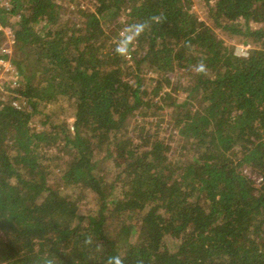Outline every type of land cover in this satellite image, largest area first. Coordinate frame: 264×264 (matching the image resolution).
<instances>
[{"label":"trees","instance_id":"1","mask_svg":"<svg viewBox=\"0 0 264 264\" xmlns=\"http://www.w3.org/2000/svg\"><path fill=\"white\" fill-rule=\"evenodd\" d=\"M89 1L0 11V264H264V0Z\"/></svg>","mask_w":264,"mask_h":264},{"label":"rangeland","instance_id":"2","mask_svg":"<svg viewBox=\"0 0 264 264\" xmlns=\"http://www.w3.org/2000/svg\"><path fill=\"white\" fill-rule=\"evenodd\" d=\"M64 3H65V5H68L71 8H74L76 6L77 7H81V8H87V7L90 6V1L89 0H69V1L65 0ZM193 8H194V10H196L199 13V16H200L201 19H203L205 17V11L203 9H201L200 4H199V2L197 0H195V2L193 4ZM17 18H18L17 16L12 15L10 17V19H9V22L13 24V23L16 22ZM0 30H2V32L4 34V38L0 42V44H2L1 45L2 49L5 50V51H9V52L11 51V54H12V51H13L12 45L10 47V45L8 44V43H10L9 41L13 38L12 37V32H11L12 30H11V28L2 25L1 22H0ZM120 35L122 37L123 33L121 32ZM223 38H224V35H223ZM243 48H247V47L245 45H243V44L236 45V54L239 55V56H246L248 52L246 50H243ZM9 58L10 57H8L7 59H9ZM13 72L14 71L12 70V67L8 71L7 70H1L0 71V87H1L0 92L4 91V89L6 87H10V88L16 87L15 86V82L16 81H12L11 83L9 82V80H11L10 76H11V74ZM154 77H156V76H154ZM165 91H169V89H165ZM3 99L6 100L5 97L0 96V101H2ZM159 118H160V116L156 117L155 119L158 120ZM67 121L69 122V124H70V126L72 128V124H73L72 120L70 118H68ZM38 129H41V126L38 125ZM163 135H164V138L167 139V140H174L173 138H171L170 134L168 132L164 131V130H163Z\"/></svg>","mask_w":264,"mask_h":264},{"label":"built area","instance_id":"3","mask_svg":"<svg viewBox=\"0 0 264 264\" xmlns=\"http://www.w3.org/2000/svg\"><path fill=\"white\" fill-rule=\"evenodd\" d=\"M13 6H14V0H0V11L2 10L5 12H11L13 9ZM9 42L10 43H8V44L10 45V47H11V45L13 46L14 38H12ZM1 45L2 44H0V71L1 70H7L8 71V70H10L12 65H11L10 60L5 58L3 55H11V51L9 52V51L3 50ZM243 50L247 51V48H243ZM12 70H13V67H12ZM16 85H17V83L15 82V86ZM0 89H1V87H0ZM5 89H4V91H5ZM4 91H2V92H4Z\"/></svg>","mask_w":264,"mask_h":264},{"label":"clouds","instance_id":"4","mask_svg":"<svg viewBox=\"0 0 264 264\" xmlns=\"http://www.w3.org/2000/svg\"><path fill=\"white\" fill-rule=\"evenodd\" d=\"M146 24L141 25H131L126 29L125 39H123L117 47V52L119 54H126L128 48L130 46L131 41H133L136 37L139 36L141 32L146 29Z\"/></svg>","mask_w":264,"mask_h":264}]
</instances>
